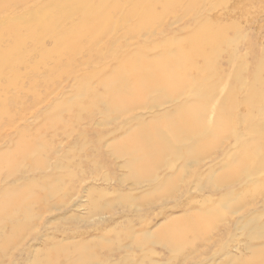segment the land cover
<instances>
[{"label":"rangeland","instance_id":"rangeland-1","mask_svg":"<svg viewBox=\"0 0 264 264\" xmlns=\"http://www.w3.org/2000/svg\"><path fill=\"white\" fill-rule=\"evenodd\" d=\"M134 2H136L135 7L139 8L140 11L135 9L131 13L132 11L129 8L132 5L131 0H116L117 5L122 7L121 9H124L128 15V19L125 20L127 25L125 26L131 28L128 33L134 39H128L123 44L126 46L125 48L118 47L119 42H115L113 49L120 53L119 60L118 62L106 63L107 65L104 64L103 66L97 64L99 71L103 70L100 77L90 78L87 81L81 80L80 82L75 80L74 76L70 79L63 78V73L70 66L75 67L76 65L79 66V75L87 73V76H89L95 69L96 63L90 60L89 57L80 60L77 58V60L69 63L66 62L67 55L55 50L58 54L50 57L49 61V66L53 67L50 69L51 71L45 69L48 57L42 59V56L37 54L32 56L34 57L33 60H19L24 62L14 66L13 70H18V72L16 73L17 77L12 81H8L6 77L0 78V111L3 110L0 113V190L20 184L18 178L21 172L13 171V173H9L10 171L7 170L11 166L7 165L5 160L16 159L20 161L25 151L42 146L44 154L42 155L41 151L40 155L46 156V162L49 161V165L41 173L50 175L52 181L54 179L63 181L69 192L66 197L62 195V200L58 199V202L62 201V203L67 202L68 204L62 212L47 213L38 208L44 217L58 219L55 224L50 225L53 227L52 229H47L49 236L56 233V230L60 227L62 229L70 226V228L74 227L73 231L76 232L71 241L73 245H76L78 240H80V243L88 242V244H92V241L95 243L98 242L97 240H104V244L99 245L100 248L98 245L90 246L95 252L97 251L96 257L98 256L97 258L102 264H116V262L128 256L132 257L137 264H148V262L160 264L163 261H165V264H191L194 259H185L183 262L179 257L176 258L178 260L171 258L173 257L172 251L167 246L158 243L156 237H153L154 239H151V241L142 243H135L134 240L135 238L144 237L139 234L146 232V229H150L154 236L165 234L166 231L172 232V229H174L173 232L175 230L182 232L183 238H187V243L197 240L199 238L198 234L203 231V235L209 232L208 234L214 238L216 236L223 237V243L210 242L209 246L205 247V252L197 251L195 256L206 253V257L211 258L207 260L205 256H202L201 260L198 258L195 260H199L203 264H234L236 258L239 261L246 258V261L243 260L245 264H264V255H261L262 258L253 257V252L251 254L250 250V252L243 250V254L233 250V255L236 257L233 259L234 262L228 257L230 255L227 256L225 252L221 255L222 252L218 250L221 247L220 245L230 244L232 239L227 235H219L225 227V225H222L220 214L224 218H228L230 214L226 209L224 211L222 207L224 201L220 200V194L232 192L239 194L244 201H248L261 193L262 196L254 199L250 204H242L243 200H241L237 206H242L240 208L241 212L247 206L251 211L257 210L259 214H262L260 220L264 222V165L259 166L255 171L260 175L256 174L251 178L247 177V173L243 171L244 167L251 163L250 156L253 155V152L256 149H264V0H172L171 2L169 0H134ZM140 13L149 15L144 18L148 21V25L141 24L133 27L135 21L142 18ZM108 15L109 20L118 23L126 14L110 9ZM72 23H75V21ZM144 30H148L150 33L147 34ZM214 30H220L221 34L213 44L203 43L197 50L192 48L190 44L198 35L204 31L210 33ZM141 31H144L143 36H140ZM133 32L138 33V38L135 37ZM60 44L62 45L59 48L67 44V41ZM60 44L46 40V45H44L52 50ZM71 46L76 47L77 53L83 54L88 44L81 41ZM20 55L26 54L21 51ZM177 56H190L191 60V62H184L185 64L183 63L184 66L181 70L177 67L178 74L172 80H179L177 86L181 90L177 89L178 93L173 96L178 101L150 110L147 106L153 99L158 98V95L147 93L148 91L144 92L138 85V75L134 73L127 76V70H131L137 64H149L154 67L160 61H162L163 67L170 68L169 71H172V68L176 70L167 60L174 61L176 64L175 57ZM25 62L28 63V68L24 69ZM61 65L62 67L58 68ZM163 69L161 73H163ZM3 72H6V70ZM161 73H157V75L161 76ZM164 73L163 76L167 77L165 71ZM117 74H122L125 80L118 81L116 79ZM58 81L61 82L57 83ZM186 81L189 83H186ZM51 82L57 83L56 90L43 97L39 103H35L36 96H42L44 87L49 83L51 85ZM113 85L115 88L108 89ZM122 85L123 87H121ZM192 86L199 89L197 96L191 95ZM116 96L118 99L120 97L124 98L128 102L127 104L130 105L128 106L129 113L116 123L128 119L130 120L129 124L118 132H105L106 129L114 127L116 123L107 126H100L97 124L99 122L94 123L95 121L89 123L87 119L89 114L93 115L96 121L104 118V115L96 114L94 109L96 98L116 99ZM178 98H181V101ZM133 102L135 103L132 104ZM181 103L185 104L181 106ZM168 105L173 111L164 116L161 113L165 108H168ZM69 106L73 107L71 111L68 110ZM194 113L200 124H197V122L190 124L191 132L197 131L199 125L204 126L203 129L205 128V130L212 125V129L208 128L207 130H213L215 136L221 128L222 132L217 135L220 138L216 137V139L213 136H208L206 140L201 139L203 140L201 143L204 144L202 145L204 153L201 158L207 163L199 169L201 178L197 176V172L194 170H191V175L196 174L194 176L186 174L183 168V170L180 169L181 171L177 170L179 172L175 174L176 177H170L172 179L171 183L174 182L175 189L171 190L170 193L166 192L165 187L151 186L146 182L138 183V185L126 176L127 170L123 166L124 160L112 156L107 151L109 143H113L116 149L121 148L122 145L129 147L134 141L133 139L139 137L140 133L155 135L157 128L169 131L168 122L183 115L190 117ZM11 116L14 117L12 127L7 126L5 123ZM78 118H82V120L77 121ZM65 126H68V128H65ZM235 127L239 129L237 140L234 137L227 136V133L233 131ZM97 131H102L100 135L105 142L100 149L107 154L101 159L96 157L99 150L94 147L97 144ZM210 140L212 144L214 143L213 146H217H211ZM209 146L212 147L210 151L207 149ZM222 148L226 150L220 157L208 162L210 157ZM55 150H59V153H56ZM172 158L169 161V163L171 162L170 165L174 163L173 166L178 169L182 164L181 160L178 161L177 158ZM27 159L31 160L34 157ZM57 159H61L63 168L61 165L53 168L52 161ZM177 161L180 166L177 165ZM94 162H97V165H94ZM212 164L214 166L218 165L215 174H213V170L207 172V167L212 166ZM222 166L223 169H229L231 173H234L233 179H238V181L232 182V185L222 192H213L215 187L214 185L208 187L212 181L210 182L207 178L215 176L212 183L217 182L216 178L224 171L219 170ZM153 169L155 170V168ZM81 171L87 175L85 179L79 178ZM158 172L161 177L167 176L165 169H160ZM35 173H37V178L40 179L39 171ZM35 173L31 172L28 176L33 177ZM70 173H73L74 177ZM15 180H18V182ZM201 184H206V187H200ZM29 188L28 185H23L18 192L28 193L24 190ZM159 190L161 193H159ZM87 191H89V195H86ZM152 191L155 192L152 193ZM158 193L165 201H159L160 196L157 195ZM179 194L181 196L178 199L176 197ZM126 195L130 198H136L142 203L150 201L154 204V208L147 211L148 213L130 210L129 204L131 202L125 201ZM93 199H99L98 201L102 202L100 203L103 207L107 206V208H105L106 206L102 207L103 211L99 212L100 215L95 216L93 215L94 212L92 213L90 201ZM163 202L165 203L162 204ZM173 205H178V207L174 209ZM158 211H162L165 215L155 221L154 215ZM211 211L217 212L214 218L212 214L208 215L210 218H206H209L208 221H213V223L210 221L212 226H208L209 222L205 217V220H203V215L206 216L204 213L207 214ZM238 214H234L229 218L233 219ZM65 215L66 217L69 215L71 221L65 222L59 219ZM81 218L86 220L101 218V221L95 225L87 226L82 225V223L78 224L82 220ZM173 218L177 219L172 220ZM215 218L218 219V222ZM168 219L172 223L168 226L163 225ZM154 221L157 222V226L154 225ZM148 223L149 225H146ZM159 225H162L160 230ZM190 225H195V227ZM38 226H41V224ZM218 228L219 230H217ZM189 229H192L190 233L188 232ZM229 229L232 232L234 227L230 226ZM194 230L197 234L194 233ZM87 233L90 234L86 236ZM65 235L57 232L55 242L58 240V242L68 244ZM32 236L30 233L26 234L20 246L17 249L12 248L7 255L4 256L0 253L1 264L8 263L9 259L12 260L10 257L14 255L18 257L17 260H15L17 257L13 259L16 264H22L26 257L32 258L33 255H26L24 249H29L27 252L39 255H44L52 250L51 247L53 246L52 243H55L54 241L34 240ZM200 239L197 242L198 245ZM226 239L227 241H225ZM250 243L259 244L264 251V239H256ZM121 245H128L130 248L120 250ZM217 247L218 249H216ZM213 248H215V252H212ZM19 254L22 256L19 257ZM236 262L235 264L238 263Z\"/></svg>","mask_w":264,"mask_h":264},{"label":"bare ground","instance_id":"bare-ground-1","mask_svg":"<svg viewBox=\"0 0 264 264\" xmlns=\"http://www.w3.org/2000/svg\"><path fill=\"white\" fill-rule=\"evenodd\" d=\"M171 1L172 0H169V2ZM131 2H132V5H130L129 8L132 11L131 13H133L135 9L138 10L139 8L135 7L136 2H134V0H131ZM108 8L115 10V11H120L121 13H125L126 15H124V18H121V20L118 23H115V21L109 20L108 14H109L110 9L107 10ZM117 8L118 10H116ZM121 8L122 7L117 5L116 0H0V78L3 79L4 77H6L8 81H12L13 79L17 77L16 73L18 72V70L16 71L15 69L13 70L14 66L15 65L17 66L21 64L22 62H24V61H19V60L30 61L34 59V57L32 56L37 55V54H40L42 56V59L48 57V62L45 65V69L47 71H51L50 69H52L53 67L49 66L50 57L56 56L58 54L57 51H60L64 55H67L66 62H69V63H72L74 60H77V58H79L78 60H80L86 57H89L90 60H93V62L96 63L95 69L93 70L91 75L89 74V76H87L88 75L87 73H82L81 75H79L78 74L79 66L76 65L75 67L70 66L69 69L63 73L62 75L63 78L70 79L74 76L75 80H78L80 82L81 80L87 81L90 78L100 77L101 72L103 71V70L99 71L98 69L99 68L98 66L100 64H101L100 66H103L106 63L109 64L112 61L118 62L119 60L120 53H118L116 49H113L115 42L116 41L119 42L118 47L120 46L121 48H125L126 46L123 44L126 43L128 39H134V37L129 36V33H128V31L131 28L125 26L127 25L125 20L128 19L127 18L128 15L125 12V10ZM140 15L142 16V18L136 20L135 23L133 24V27L135 25H141V24L148 25V21L144 20V18L148 17L149 15H146L144 13H140ZM73 21H75V23H72ZM144 31H146L147 34L150 33V31L148 30H144ZM144 31H141L140 36H143ZM133 33L135 37L138 38V33L136 32H133ZM220 34H221L220 30H214V31H211L210 33L209 32L207 33L204 31L200 35H198L191 42L190 45L192 46L193 49L197 50L203 43L213 44L214 41L219 39ZM46 40H50L51 42L59 43V44L61 42L67 41V44H64L63 47L59 48L62 45L60 44L57 48L50 50L45 47ZM81 41H84L88 44V47L84 50L83 54L77 53L75 50L76 47L71 46L77 42L80 43ZM21 51H23L26 55L19 56V53ZM175 58L177 60L176 64L174 61H171V60H167V61H169V64L174 66L176 70L172 68V71H169L170 68H168L167 66L163 67L164 65L162 66V61H160L161 63L157 62L156 66L154 67L150 66L149 64H146V65L137 64L136 67H133L131 70H127V76H129V74H134V73L138 75L137 77L138 85L142 90H144V92L148 91L147 93H154L158 95V98L153 99V101H151V103L147 106V108H149L150 110L164 107L173 101H178V100H175L173 96H175V94L178 93L177 89H180L179 86H177L178 85L177 81L179 80L177 81H172V80L175 77V75L178 74V71L183 68L185 64L184 62L186 61L191 62V60H190V56L189 57L177 56ZM24 64H25L23 65L24 69L28 68V63L25 62ZM61 67L62 65L59 66L58 68H61ZM177 67L179 70H177ZM162 69L168 75L167 76L169 77L168 79H166L167 77L163 76L165 74L164 71H163L164 74L161 73ZM5 70L6 72H3ZM157 73L159 74L161 73V76L157 75ZM116 79L118 81L125 80L122 74H119V75L117 74ZM59 82L61 81H58L57 83ZM57 83L51 82V85L50 83L49 85H46L44 87L43 95L36 96L34 100L35 103H39V101H41L43 97L55 91L57 87ZM186 83H189V82L186 81ZM121 87H123V85ZM112 88H115L114 85L108 89H112ZM198 92H199V89H196L195 87L191 89V95L197 96ZM179 96H182V95H179ZM121 99L122 97L118 99L117 96H116V99H107V97H97L96 102H95L96 104L94 105V109L96 111V114L99 113L101 115H104V118H102L99 121H96L93 115L89 114L87 116L89 123H93L95 121L94 123L99 122L97 124L100 126H107V125L120 121L121 118H123L125 115L129 113L128 106H130L129 104H127L128 102H126L124 98L122 100ZM134 103L135 102H133L132 104ZM184 104L185 103L183 104L181 103V106H183ZM72 108H73L72 106H69L68 110L71 111ZM2 111H0V113ZM172 111L173 109L170 108L168 105V108H165L161 114L165 116V115L172 113ZM197 118L198 117H196L195 113L192 114L190 117L188 115L180 116L168 122V126L170 127L169 131H164L161 128H157V132L155 133V135H153L152 133L142 132L139 134V137H136L135 139H133L134 141L129 145V147H125L124 145H122L121 148L116 149L113 143H109L108 145L109 148H107V151L108 153L110 152L112 156L120 157L124 160L123 166H124V169L127 170L126 176L129 177L131 180H133L137 184L141 182H146L150 184L151 186H157L159 188L165 187L166 192L170 193L171 190H175L174 185H173L174 182L171 183L172 179H170V177H174L175 174L179 172V171L177 172V170L184 169L186 174L188 175L190 174V176L196 175L194 173L193 175H191L192 174L191 170H194L195 172H197V176L201 178L199 169L200 167L207 164L206 162H204V159L201 158V156L204 153L203 146H202L204 144L201 142L203 140H206L208 136H213V138L214 137L220 138L217 135L221 134L222 128L220 129L218 134L215 136V132L213 130L211 131L207 130L208 128L212 129V125L211 127H208L206 130L205 128L203 129L204 126L201 127V125H199V127L197 128L198 129L197 131L191 132L190 124H193L194 122H197V124H200L199 121L196 120ZM79 120H82V118H78L77 121ZM129 122L130 120L123 119L121 122L116 123L114 127H111L110 129H106L105 132L107 131L118 132L123 127L127 126ZM5 123L7 124V126L12 127V124L14 123V117L12 118L11 116ZM65 128H68V126L67 127L65 126ZM100 132L102 131H97V134H98V138L96 139L97 144L94 145V147H96L99 150L96 154V157H98L99 159L107 155L105 152H102V150L100 149L102 147L101 145L105 142L103 137L100 135L101 134ZM238 133H239V129L238 127H235L233 131L227 133V136H229L230 138L234 137V139L236 138L237 140ZM216 141H219V140H216ZM213 144L211 141L210 145L213 146ZM216 146H213V147H216ZM211 148L209 146V148L207 149H209L210 151ZM225 150L226 149L222 148L214 156H211L208 162H212L217 157H220V155ZM41 151L43 155L44 153L42 150V146H39L36 149L25 151L22 154L20 161L16 159L15 160H11V159L5 160V163L11 166L7 170V171H10L9 173H13V171H18L21 173H20V177L18 178L20 184L13 185L14 187L12 188H2L0 190V253L4 254L5 256L11 252L12 248L17 249L22 243L23 237L28 233L33 235L32 238L34 240H39V241L43 240L45 242L50 240V242L51 241L55 242L54 240L56 237L55 234L57 232H60L62 234H66L65 236L67 237L66 241L68 244H65L64 242H58L57 240V242L52 243L53 244V246L51 247L52 250L48 251L44 255H39L37 253L33 254L32 252L29 253L27 252L29 249L28 250L24 249L26 250V252H24L26 253V255L32 254L33 257L32 258L26 257L22 264H24L25 261H26L25 264H102V262H100V260L97 258L98 256L96 257L97 251L95 252L92 247L93 245L94 246L101 245L103 242H105L104 240H97L98 242H95V243H93L92 241V244H88V242L80 243V240H78L76 245H73L71 241L73 237H75L76 232L73 231L74 227L70 228V226L64 227L62 229L61 227L60 229L56 227V229H58L56 230L57 232L54 231L56 233L49 236L50 234L47 229L48 228L52 229L53 227H51L50 225L53 223L55 224L56 220L58 219H56L55 217H53V219L51 217L48 218L47 216L44 217L41 210L47 213L48 212L50 213L53 211L62 212L65 208H67L68 204L67 202L62 203V201L58 202V199L62 200V195L66 197L68 196L67 194H69V192L63 181H59L55 179L52 181V179H50V175L46 173H41L42 170L49 165V161L46 162V156L40 155ZM55 152L59 153V150H55ZM29 157H34V159L28 160L27 158ZM172 157L177 158L176 160L178 161L181 160L182 167L180 166V163L178 165V161H177V165L180 166L178 169H176L175 166H173L174 163L173 165H170L171 162L169 163V161H170V158ZM60 160L61 159L52 161L53 168H57L59 165H61V167L63 166ZM173 160L175 161V159ZM250 160H251V163H248L244 167L243 171L247 173L246 175L247 177L251 178L253 176H256L257 172L255 171L257 170V168L261 165H264V149H256L253 152V155L250 156ZM94 165H97V162H94ZM217 166L218 165L214 166L212 164V166L207 167V172H210L211 170H213V174H215ZM153 168H155V170ZM223 168H224L223 166L219 168V170L221 171L224 170V171L222 174H220L216 178L217 182L212 183L215 179V176H211L207 178L210 182L212 181L208 187L213 186V185L215 187V190L213 192L215 191L222 192L226 190L229 186H231L232 182L238 181V179H233L234 173H231L229 169H223ZM160 169H165L166 171L165 174L167 175L166 177L159 176L158 171ZM38 171H39L38 175L41 176V178L39 177L40 179L37 178V173H35ZM31 172L35 173L33 177L28 176L29 173ZM70 174H72L74 177L73 173H70ZM86 177L87 175L83 174V172L79 176L80 179L81 178L85 179ZM178 178H179V175H178ZM255 178L257 179L258 177H255ZM18 180H15V181L18 182ZM23 185H28L30 187L28 190H24V192L28 191V193L18 192V190H20V188ZM200 187H206V184H201ZM89 191H87L86 195L89 193ZM154 192L155 191H152V193ZM159 193H161V191ZM159 193L157 195H159ZM174 195L172 196L174 197ZM126 196H125L126 199L125 198L123 199H125V201L126 200L129 201V203L131 202L129 204L130 210L144 211L148 213L147 211H150L151 209L154 208L153 207L154 204H152L150 201L149 202L145 201V203H142L139 200H136V198H132V197L130 198V196L128 195ZM179 196H181V194H179L176 198H178ZM261 196H262L261 193H259L257 196L252 197L248 201H244L239 194L232 193V192H225L219 195L220 200L222 202L224 201L222 203V207L224 211L226 209V211H229L230 213L228 218L226 217L224 218V216L222 217V215L220 214L221 221L223 222L222 225H225V227H223L219 235H223V236L227 235L229 238L232 237L230 244L226 242L227 243L226 245L225 244L224 246L220 245L221 246L220 249H218V247L216 248L222 252L221 255H223V253L225 252L227 256L230 255L228 257H230L233 261L235 257V255H233L234 254L233 250L241 254H243V250H245L247 252L251 251V254L253 252V257L262 258L261 255L262 254L264 255V251L262 249L263 247H261L259 244L250 243L251 241L256 240V239L258 240L264 239V222L260 220V217L262 216V214H259L257 210L251 211L248 208V206L245 207V209L241 212L240 208H242V206L240 207L237 206L238 202H240L241 200H243L242 204L248 205L254 199L259 198ZM159 199L158 200L160 202L164 200L162 196H160ZM98 200L93 199L90 201L91 210H92V213L94 212L93 215L95 216L100 215L99 212L103 211L102 210L103 206L101 204L102 202ZM141 200L143 201L142 198ZM164 203L165 202H163L162 204ZM80 205H85V204H80ZM173 206H174V209L175 207H178V205H173ZM82 207L84 208V206ZM38 208H41V210H39ZM105 208H107V206ZM216 212L217 211H211L207 214L202 212L206 215L204 216L201 213L203 215V220H205L207 217H209L208 215H211V214L214 218V216L216 215ZM234 214H238V215L234 217L233 219H230L229 217H231ZM164 215L165 214L162 211H158L154 215V220L157 221V218L159 220ZM67 216L68 217H66L65 215L64 217L59 218V219H62L61 221H65V222L71 221V217L69 215ZM72 218L76 219L75 217H72ZM174 219L176 220L177 218H173L172 220ZM185 219L187 218L185 217ZM208 219L206 220L208 221ZM218 219H216L217 220L216 222H218ZM226 220H228V222H226ZM99 221H101V218H98L97 220L82 219L80 220V222H78V224L82 223V225L88 226L91 224L95 225ZM210 221L211 220L208 221L209 223L207 222L208 226L209 225L212 226L213 221H211L212 223ZM170 223L172 222L168 219L166 220V222L163 223V225L168 226L170 225ZM40 224L41 226H38ZM146 225H149V223ZM154 225L157 226V222H155ZM229 225L234 227V230L232 232L230 231L231 228L229 229L230 227ZM190 226L195 227V225H190ZM198 227L201 228L199 225ZM198 227L197 229H199ZM158 228L160 230V228H162V225H159ZM173 230L174 229H172V232L166 231L165 234L163 233L162 235L158 234L157 236H154L150 229H146V232H144L143 234L138 233L139 235L144 236V237L135 238L134 242L142 243V242H146L149 240L151 241V239H154L156 237L155 239H158L157 240L158 243H160L161 245L163 244L167 246L172 251L173 257L171 258L176 259L179 257L183 262L185 259L190 258L192 260L194 259V261L191 262V264H203L199 260H195V259L198 258L201 260L203 258L202 256H205V258H207L208 260V258L210 259L211 257H208V256L206 257V253L195 256L196 252L197 251L205 252L204 251L206 249L205 247L209 246L210 242H213V243L215 242L217 244L223 243V239H224L221 236H216V238H214L213 236L208 234L209 232H207L208 235L207 234L203 235L202 233L203 231H201L202 234L201 233H199L200 235L198 234V237L201 238L199 241L200 242L199 245L197 244L199 238L197 240L186 243L187 238L186 239L183 238L182 232L176 231V230L173 232ZM190 230L192 229H189L188 231L189 233L191 232ZM217 230H219V228ZM188 232L187 234H189ZM69 233H74V234H69ZM194 233H195V230H194ZM88 234L90 233H87L86 236H88ZM90 239H95V238H90ZM225 241H227V239ZM119 248L120 250L121 249L126 250L130 248V246L121 245ZM214 249L215 248H213L212 252L214 251ZM20 254H19V257L22 256V255L20 256ZM231 255H233L232 256L233 258L231 257ZM238 256L239 255L237 254V257ZM16 257H17L16 255L10 257L12 258V260L9 259L8 263L6 264H16L15 260L18 259V257L17 258ZM230 258L229 260L231 261ZM241 258H244V257H241ZM236 259L234 260L235 262H236ZM243 260L246 261L247 259L245 258V259H241L240 261L238 260L239 262L237 261L238 263L237 262L236 263L245 264ZM116 264H137V263L136 261H133L132 257L128 256V257L122 258V260L116 262ZM141 264H144V263H141ZM148 264H157V262H151V263L148 262ZM160 264H165V261L161 262Z\"/></svg>","mask_w":264,"mask_h":264}]
</instances>
